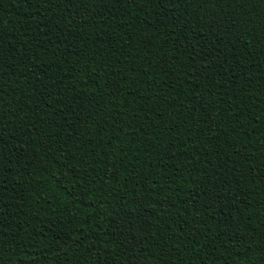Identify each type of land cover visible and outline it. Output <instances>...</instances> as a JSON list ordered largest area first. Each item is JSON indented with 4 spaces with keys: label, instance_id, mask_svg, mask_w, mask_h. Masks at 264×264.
<instances>
[{
    "label": "trees",
    "instance_id": "16d2710c",
    "mask_svg": "<svg viewBox=\"0 0 264 264\" xmlns=\"http://www.w3.org/2000/svg\"><path fill=\"white\" fill-rule=\"evenodd\" d=\"M0 264H264V0H0Z\"/></svg>",
    "mask_w": 264,
    "mask_h": 264
}]
</instances>
